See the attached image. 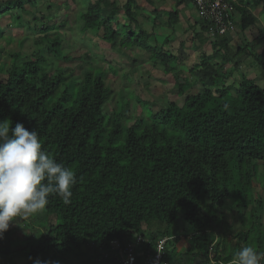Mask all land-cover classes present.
Here are the masks:
<instances>
[{
    "label": "trees",
    "instance_id": "trees-1",
    "mask_svg": "<svg viewBox=\"0 0 264 264\" xmlns=\"http://www.w3.org/2000/svg\"><path fill=\"white\" fill-rule=\"evenodd\" d=\"M5 1L0 17L26 9L23 0ZM147 1L155 8L154 0ZM243 3H233L237 11L232 17L235 30L245 33L258 19ZM184 4L177 0L174 9L165 11L175 29ZM253 4L255 9L262 5L264 12V0ZM138 7L137 0H125L120 7L111 0L90 1L79 15L80 31H101V39L112 48L149 51L173 75L182 105L170 101L153 112L143 101L147 114L125 124L128 106L123 102L120 112H103L111 91L101 71L89 70L76 82L61 68L50 72L39 54L35 59L13 55L6 77L0 79V122L8 120L13 127L20 122L36 130L43 149L77 177L70 204L50 195L45 207L61 223H50L35 244L13 251L26 260L23 264H74L72 257H80L74 252L89 246L94 261L81 257L80 264H115L118 251L110 245L115 239L122 248L130 244L134 254L143 253L136 264L153 260L158 242L170 237L159 264H229L244 245L264 252V220L256 213L262 204L254 193L255 182H264V87L243 74L237 88L228 83L231 68L248 59L264 71V28L252 45L233 47L231 33L212 40L206 21L197 15L198 21L188 25L192 47L209 45L212 53L205 52L192 66L190 72L200 77L204 89L191 94L192 82L172 65L178 58L148 43ZM118 11L127 23L119 22ZM53 28L43 26L44 38L37 44L50 40L61 55L62 39L49 37ZM250 206L249 218H241V228L232 231L224 210L241 213ZM10 235L9 229L0 238V255L12 252ZM4 238L8 240L1 242ZM182 239L187 242L179 249ZM11 258L0 264H17Z\"/></svg>",
    "mask_w": 264,
    "mask_h": 264
},
{
    "label": "rangeland",
    "instance_id": "rangeland-1",
    "mask_svg": "<svg viewBox=\"0 0 264 264\" xmlns=\"http://www.w3.org/2000/svg\"><path fill=\"white\" fill-rule=\"evenodd\" d=\"M3 1L0 0V3H3ZM90 1L94 2L95 0H23L26 3L25 10H11L1 16L0 65L3 66L4 71L0 74V79L6 77L7 71L13 64V55L20 53L22 56H31L35 59V55L39 54L45 58L47 69L50 72L61 68L70 79L76 82H79L89 70H93V72L101 71L105 83L111 91L103 112L106 116H111L114 112H120L123 104L127 105L126 118L123 119L125 124H131L136 118L147 114L143 101L149 102L147 107L153 112L165 107L170 101L182 105L183 99L177 95L173 75L166 74L163 71V66L159 61L152 58L149 51L137 46L129 49L112 48L101 39V31L90 30L85 34L80 31L79 15ZM111 1H114L120 7L125 0ZM237 1L240 3V0ZM166 2L168 3H155L154 8L153 4L147 0H137L139 5L137 11L138 21L148 33L150 46L162 48L163 51L172 53L178 58V61L172 63V65L178 69L182 76L189 78L192 82V87L187 93H199L204 89V83L200 81L197 74H192L190 70L194 64L200 62L202 54L206 52L209 55L212 52L208 50V47L200 49L192 47L193 33L188 25L184 23L183 16H180V26L177 28L179 32L175 30L165 12L170 11L174 4L171 1ZM243 2L251 9L254 7L250 0H243ZM261 8L262 5L258 7V10ZM233 10L237 11L235 8ZM248 11L250 12V10ZM252 11L255 12L253 14L258 18V23L247 31V35L246 32L244 34L240 30L238 31L237 27L235 35H233L236 40L231 44L233 47L244 43L252 45V41L259 34V28H264V24H262L264 20L261 19V17H264V12L261 13L262 15H258L259 12ZM118 12L119 22L127 23L126 18L124 20L123 13ZM192 24L194 25V23ZM43 26L55 27L49 32V37L52 38L56 35L62 39L61 55H58L52 49L50 40H42L37 44V41L44 38V33H41ZM165 40L167 41L164 43ZM181 41H183V44ZM259 47L261 48V45ZM231 72L232 77L228 83L233 84L234 88L239 86L242 80L241 74L255 80L258 85L264 87V71L251 59L241 64L238 69L231 68ZM208 84L210 83L207 82ZM260 167H262V163ZM255 184V197L262 204V207L258 208L256 213H258V216H262L264 220V182L258 184L256 181ZM226 206L227 204L222 209ZM250 209L251 206L241 211V213L235 208L224 210L232 231L241 228L239 220L243 217L247 220ZM216 210L219 212L218 208ZM50 223L60 224L61 219L55 215H47L45 209L31 216L17 217L16 223H11L9 228L12 233V236L10 235V239H12L10 251L12 252L8 253V256L1 254L0 263L9 262L13 255L12 262L17 261V264H23L26 260L18 258L19 256L13 251L21 250L30 243L31 245L35 244L40 233H45L44 231L49 228ZM35 224L41 225V227L38 228ZM178 224L179 231H183L185 227L181 218H179ZM6 240L8 239L4 238L1 242ZM186 242L185 239H182L178 242V248L182 249ZM232 242L235 241L232 240ZM74 253L80 256L79 258L72 257L74 264L82 263L81 257L94 261V252L91 246Z\"/></svg>",
    "mask_w": 264,
    "mask_h": 264
},
{
    "label": "clouds",
    "instance_id": "clouds-1",
    "mask_svg": "<svg viewBox=\"0 0 264 264\" xmlns=\"http://www.w3.org/2000/svg\"><path fill=\"white\" fill-rule=\"evenodd\" d=\"M76 183L75 172L43 149L36 130L20 122L14 127L8 120L0 122V238L17 217L42 212L50 195L70 204ZM262 260L264 252L250 245L237 251L229 264H261Z\"/></svg>",
    "mask_w": 264,
    "mask_h": 264
},
{
    "label": "built area",
    "instance_id": "built-area-1",
    "mask_svg": "<svg viewBox=\"0 0 264 264\" xmlns=\"http://www.w3.org/2000/svg\"><path fill=\"white\" fill-rule=\"evenodd\" d=\"M233 3L237 0H193V5L198 17L207 23L208 35L213 40L217 35H228L235 30L233 23ZM171 238H163L157 244L155 257L147 259L144 264H159L160 258L164 254L165 245ZM118 253L115 255V264H136L139 256L143 253L134 254L133 245H128L125 249L120 246V241L115 239L110 243ZM109 254H106V258Z\"/></svg>",
    "mask_w": 264,
    "mask_h": 264
},
{
    "label": "crops",
    "instance_id": "crops-1",
    "mask_svg": "<svg viewBox=\"0 0 264 264\" xmlns=\"http://www.w3.org/2000/svg\"><path fill=\"white\" fill-rule=\"evenodd\" d=\"M166 1H171V2H173V8L172 9H174L175 8V4H176V1L177 0H155V2L156 3H160V4H162V3H168V2H166ZM250 3L251 4H253V0H250ZM237 4H239V2L237 1ZM243 5H245V4H243ZM254 5V4H253ZM260 6V5H259ZM258 6V7H259ZM258 7H257V9H255L254 7H252V9L251 8H249L248 7V10H250V13H255V12H253L252 10H255L256 11V13L257 12H259V13H257L258 15H261V10H262V8L260 9V11H257L258 10ZM171 9V10H172ZM169 10V9H168ZM254 16H255V14H253ZM179 16H183L184 17V23L186 24V25H193L192 23H194V22H197L198 21V17H197V13H196V10H195V8H194V5H193V0H185V4L181 7V11H180V15ZM256 17V16H255ZM259 17V16H258ZM258 19V18H257ZM261 20V19H260ZM261 22H262V20H261ZM262 24H264L263 22H262ZM179 25H180V18H179ZM198 28V27H197ZM251 29V28H250ZM249 29V30H250ZM176 31H177V29H175ZM175 31V32H176ZM248 31V30H247ZM247 31H245L246 32V35H247ZM177 32H179V31H177ZM245 34V33H244ZM233 35H235V31H233L231 34H230V38H231V44H233L234 43V41L236 40V39H234V37H233ZM237 37H239V36H237ZM236 37V38H237ZM204 47H208L209 49L208 50H210V47H209V45H204ZM17 262V261H16Z\"/></svg>",
    "mask_w": 264,
    "mask_h": 264
}]
</instances>
